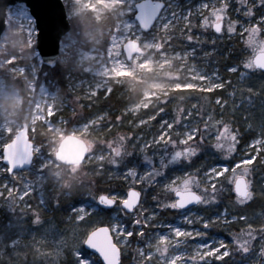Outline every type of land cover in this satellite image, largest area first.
<instances>
[{"label": "rangeland", "instance_id": "1", "mask_svg": "<svg viewBox=\"0 0 264 264\" xmlns=\"http://www.w3.org/2000/svg\"><path fill=\"white\" fill-rule=\"evenodd\" d=\"M64 2L71 29L62 39L58 61H73L71 72L80 69L79 73L68 75L67 92H62L51 81L41 80L43 62L36 48V22L25 3L8 9L7 27L0 42V70L4 69L0 71V147L4 149L27 123L29 137L34 143V158L43 155L45 164L42 173L33 164L13 173L7 170L4 161H0V215L4 217L10 212L11 216L17 208L19 213L29 209V215L25 212L0 227L2 263L19 264L11 260L9 256L12 255V259L21 260V264H76L74 251L79 250L94 264H104L99 255L86 249L81 241L94 227L119 222L132 232L126 241L114 236L121 264H192L191 257L197 245L219 247L216 241L220 240L230 246L221 249L229 254L223 260L209 256L200 264H264L261 252L264 240L254 235L250 245H246L249 251L244 252L230 231L236 221L232 217L236 215L217 199H210V195L217 197V192H211V184L237 198L233 180L213 179L210 184L206 177L211 168L225 164L229 169L239 165L242 172L245 165L240 161L247 160L246 179L250 182L252 198L254 195L264 197V174L256 175L255 179L249 175L256 159L264 163V145L252 143L260 138V126L264 123V72L257 74L256 67L247 68L242 63L244 58L226 65L229 54L221 49L226 40L236 36L247 41L246 29L260 23L264 6L259 0H167L171 15L165 22L171 21V24L169 29L153 35L147 31L138 32V25L125 31L126 0ZM223 3L228 7L222 30L216 33L211 24L204 26V17L209 16L213 6L219 8ZM250 7L252 12L247 14ZM86 17L95 23H88L81 31H73L72 22L84 21ZM229 22H238L235 32L228 30ZM261 29L260 35L264 32V24ZM188 35L193 39L188 40ZM128 40L138 41L142 49V53L132 59L127 58L124 50ZM26 45L35 46V49L24 55ZM262 49L263 45L259 47ZM215 54L223 56L222 61ZM22 58H28L30 64H19ZM234 67L236 71L231 70ZM4 74L21 75L28 94L24 96L19 88L8 83ZM201 75L206 81L200 79ZM211 84L217 86L212 88ZM117 86H126L123 92L138 89L139 97L132 101L127 97L121 109L109 105L91 109L117 90ZM177 91L180 93L176 95ZM216 92L220 95L214 96V105L207 108L204 102L208 104L210 94ZM177 96L180 101L187 102L188 108L176 104ZM66 107L72 116L61 114ZM87 111L90 113L86 114ZM229 119L237 126L236 132L243 128L249 133L248 139L237 140L231 156L225 155L226 148L212 147L203 151L201 147L206 141L213 145L217 142L219 133L214 122L219 121V128L223 130V124ZM70 134L87 142L89 155L83 163L67 166L56 157V152L63 138ZM161 136L165 140L160 141ZM188 147L198 150L191 153L190 158L185 154L180 160L169 163L172 153ZM199 154H203L201 162L196 160ZM145 155L153 160H146ZM161 156L168 166L155 175L153 163L159 168ZM33 163L38 166L37 161ZM63 166L69 170V178L65 180ZM132 167L137 169L135 177L128 172ZM145 173L150 174L151 183ZM98 175H102L104 183L113 184L106 185L102 191ZM186 176L199 179L194 181L197 188L208 185V193L202 192L209 200L207 204L199 203L185 209L168 204L176 197L165 185ZM76 180L87 189L81 202L71 208L63 222L53 217L39 223L28 221L39 213L38 207L29 203L34 193L44 208L45 186L65 189ZM30 182L32 191L26 195L19 196L12 191H26L24 185ZM116 183L119 185L114 188ZM131 187L141 192V202L133 212H127L122 203ZM103 194L116 198L113 208L99 203L98 197ZM80 208L86 210V215L78 213ZM77 213L84 215L82 222L75 219ZM217 217L219 222H215ZM198 218L213 223L204 224ZM243 219L245 224L252 220L264 223V211L243 216ZM145 220L147 223H143ZM176 228L193 235H179ZM161 237L167 242L160 241ZM12 240L18 242L13 246ZM8 248L14 250L7 253ZM179 254L181 257L171 263Z\"/></svg>", "mask_w": 264, "mask_h": 264}, {"label": "snow or ice", "instance_id": "2", "mask_svg": "<svg viewBox=\"0 0 264 264\" xmlns=\"http://www.w3.org/2000/svg\"><path fill=\"white\" fill-rule=\"evenodd\" d=\"M260 4L264 6V0H259ZM202 7H207V5H202ZM228 5L227 3H223L219 8L213 6L211 13L209 16L204 17V26L212 25L217 31L222 30V20L225 15V9H227ZM252 9L251 7L248 9L247 14H251ZM28 14V13H26ZM171 15L169 12V4L167 0H126V11H125V22H124V29L125 31L133 29L134 25H138L137 31L141 33H145L146 31L149 34H155L157 31L160 30H167L169 29V26L171 24V21L165 22L167 20V17ZM210 16H214V19H210ZM130 17V18H129ZM34 19V18H33ZM238 22H229L228 24V30L235 32V24ZM261 24H264V16L260 17V23L256 25H249L246 31L248 32L247 41L246 43L249 45V47L253 50H258L260 46L264 45V37L260 35ZM171 37H169V40ZM188 40H192L193 36L188 35ZM198 39V38H197ZM242 63H245L247 68H255L260 67L264 69V64H260L256 60V56L254 54L247 57ZM232 71H236V68L234 67L231 69ZM201 80L206 81V78L204 76H200ZM216 84H211L212 88H215ZM221 87L223 85H220ZM219 121H215L214 125L216 126V130L219 133L217 136V142L215 144V147L217 149H225L226 156H231V154L236 150V143L237 141V132L232 131L231 126L228 123L223 124V130H220L219 128ZM198 134V133H197ZM167 139H170L167 138ZM193 139V137H192ZM165 140L164 136L160 137V141ZM155 142V139H154ZM186 143L187 141H183ZM173 143H175L173 141ZM253 144H260L264 145V123L260 126V138L254 139L252 141ZM147 148V145H146ZM198 149L188 147L183 150L175 151L171 154V162H175L180 160L182 157L185 156V154L190 155L191 153L196 152ZM0 152L3 154H0V161H7V157L4 155V149L3 147H0ZM23 152L21 151L18 154V158H23ZM145 159L152 161L153 158L151 156L145 155ZM37 163H33V167H38V172H43V169L45 168L44 164V157L43 155H40L38 157L34 158ZM240 164L245 165L242 172L240 171L239 165H237V168L235 169H229L228 165L225 164L221 166L220 168H211L209 172L206 174L207 180L211 184V181L213 179H216L218 181H223L224 179H231L233 180L235 184V191L239 194L237 196V200L240 201L241 204H243L245 201L250 200L252 198L253 193L250 190V182L246 179V174L249 171L248 164L249 161L242 159L240 161ZM160 167H155V163H153L152 167V173L155 175H159L161 172V169L167 168V164L165 163V157L161 156L159 160ZM9 172L14 173V168L9 165L8 169ZM128 172L131 174L132 177L136 176L137 169L135 167L129 168ZM231 172V175L229 176L228 173ZM145 177H148V183L152 182L151 176L149 173L144 174ZM41 179H43V176H40ZM194 181L198 182L199 179L195 178L193 176H186V177H177L175 181H170L165 187L169 189L171 192L174 193L175 199L169 200L168 204H170L172 207H180L188 205L192 202L197 203H204L207 204L209 202L208 199H206V196L202 194L204 192L205 194L208 193L209 188L208 185H200L199 188L196 187L194 184ZM30 182L27 185H24V189L26 191H20L13 189L12 191H15L18 193V195H26L28 192L32 191V186ZM217 191V185L211 184V192ZM11 194V191H10ZM141 192L136 187H131L129 189V194L126 198H123V204L127 206V208L132 209L137 206V202L140 200ZM99 201L103 204L112 205L116 202L115 197H110L108 195H100L98 197ZM210 199L212 201H215L217 199L216 195H210ZM59 203V201H57ZM166 206V205H163ZM227 211V210H225ZM79 212H84L86 215V210L84 208H80L78 210ZM76 214L75 219L78 222H82L84 220V215ZM155 213H153V216ZM185 220H187L186 217H184ZM201 220V223L209 224L211 225L213 223L212 220L205 219V218H198ZM233 220H237L236 216L232 217ZM41 221V216L39 213L35 214V222L39 223ZM142 221H138V223H141ZM215 222H219V217L216 218ZM143 223H147V220L143 221ZM248 231L246 233L237 234L234 233L233 235L236 237V244L244 251L248 252L249 248L246 245H250L252 237L256 234V230L252 228L251 225H248ZM105 229L107 230V235H105ZM178 234L181 235H193L192 232L184 233L181 229L176 228L175 229ZM123 233V234H121ZM259 233L264 238V225L260 226ZM142 234V233H141ZM196 235H206V233H196ZM244 235L248 236V239L245 240L243 237ZM107 236H111L114 240V236H119L122 240L126 241L129 237L132 236L131 231H127L126 228L119 222L112 223V224H102L98 227H94L90 232L86 233V238L83 239L81 242L86 243L91 247V249L95 250L102 258L103 261H106L107 264H121V254L116 257H109L107 252ZM18 241L12 240L10 243L14 246ZM216 243L219 245V247H209L208 245H197V250L195 251V254L191 257L192 264H200V261L205 260V258L209 256H218L221 260L225 256H227L229 253L228 251H221V249H226L230 246L226 245L223 240L216 241ZM78 249V245L74 246ZM207 248L208 250H203ZM261 252L264 253V244H262ZM84 255L81 251L75 250L74 256L76 258V264H94V262H91L89 259L84 258Z\"/></svg>", "mask_w": 264, "mask_h": 264}, {"label": "trees", "instance_id": "3", "mask_svg": "<svg viewBox=\"0 0 264 264\" xmlns=\"http://www.w3.org/2000/svg\"><path fill=\"white\" fill-rule=\"evenodd\" d=\"M80 20V19H79ZM93 22L90 20L88 17L84 19V21L81 22H72L73 26V31H78V29L81 31L82 29H85L88 26V23L91 24ZM95 22H93L94 24ZM264 35L261 34L262 37ZM240 36H236L233 38H230L226 40L225 45H222L223 47L221 48L222 51H225V53L229 54L227 58L226 65H230L234 60H238L239 58H244L246 59L249 57L253 52L259 51L256 49H251L249 46H247L246 41H241ZM25 52L24 55L29 54L31 51L35 49V46L28 47L27 45L24 47ZM15 51V50H14ZM215 57L222 61L223 56H219L218 54H215ZM221 63V62H220ZM19 64L23 66H28L30 64V61L28 58H22L19 59ZM74 65L73 61H63L60 60L57 62L55 67H50L45 65L44 63L42 64L40 68V75H41V80L45 81H51L54 83V85H57V87L60 88L62 92L66 91L67 92V86H68V75H71L72 73H79L80 69H76L75 72H71V67ZM4 69H1L0 71L2 72ZM6 72V70L4 71ZM257 74L263 73L264 71H261L259 69L256 70ZM27 75V74H25ZM5 77H7L8 83L12 84L13 86L17 87L20 89L21 93L26 96L28 94V90L25 86V80L23 77L19 74H4ZM40 80V81H41ZM126 86H117V90H114L106 99L100 104H95L94 107L91 109H96L99 107H102L104 105H109L112 108L115 109H121L122 105L124 103V100L126 101V98L130 99L132 101L133 99H137L139 97V90H127L126 92H123L122 89H124ZM176 95L180 93V91L175 92ZM220 95V92L212 93L210 94L209 98V103L207 104V101L204 102V105L209 108L212 107L214 104L212 103L213 97ZM176 104H181L182 106L188 108L187 102H182L179 100V97L177 96L176 98ZM86 104H89L90 102L86 101ZM87 107H84L86 109ZM86 114H89L90 111L85 112ZM61 114L64 115H71L69 112V108L66 107ZM226 123H228L231 126V129L233 131L235 130V127H237L235 124L232 123L231 119L227 120ZM249 133L245 132L243 128H240V130H237V140L244 141L245 139H248ZM209 144V142L206 141V144H204L201 149L208 150L212 147H215V145ZM216 148V147H215ZM203 154H199L196 158L197 162L203 161ZM232 164V162H231ZM250 177L254 178L256 175L264 174V163H262V160L256 159L250 166ZM69 173V170L63 166V174H64V180L65 177L69 178L67 174ZM97 180L99 182L100 188L102 191L103 188H105L106 185L108 184H113V182L109 183H104L102 180V175L97 176ZM119 184H115L114 188H117ZM87 188H85L84 184H79L77 183V180L75 182H72L69 188L65 189H57L53 187L52 185H47L43 189V195H44V204L45 207H41L43 204L41 203V199L39 196H37V193H34L33 199L30 200V204L36 205L38 207V212L40 213L41 216V221L42 222L44 219H47V217H53L57 221L63 222V220L70 214L71 208L74 207L75 205L79 204L84 196V193ZM217 201L220 203H223L225 207H228L232 212L233 215H236L238 217V220L232 223V227L230 231L233 233L241 234V233H246L248 230L245 229L246 226L251 225L254 230H256V234L258 235L259 238H262V236L259 233V229L261 225H264L261 221L257 220H252L248 224H245V220L243 219V216H253L257 214L258 212H263L264 211V197H257L254 195V197L249 200L245 201L243 204L240 203V201H237V198L232 194L228 193L226 191H222L219 187L217 188ZM59 201V203H57ZM27 213L29 215V209L24 210L22 212H18V208L14 211V213L10 216L9 214L5 215L2 217L0 215V227L4 225L6 222L10 221L11 218H15L16 216L19 215H24V213ZM25 213V214H26ZM13 216V217H12ZM29 216H27L28 218ZM32 218V217H30ZM14 220V219H13ZM32 220L35 222V216H33L32 219L28 218V221ZM1 228H0V236H1ZM244 239H247L248 236L244 235ZM264 240V238H262ZM14 250V248H8L7 253H11ZM1 249H0V264L2 263L1 260ZM11 260H14V262H17L21 264V260L19 259H12V255L9 256Z\"/></svg>", "mask_w": 264, "mask_h": 264}, {"label": "water", "instance_id": "4", "mask_svg": "<svg viewBox=\"0 0 264 264\" xmlns=\"http://www.w3.org/2000/svg\"><path fill=\"white\" fill-rule=\"evenodd\" d=\"M17 3H25L35 19L37 27L36 48L40 54L42 62L47 66L55 67L60 58L62 39L71 29V23L68 18V11L64 0H0V42L7 27L8 9ZM223 23L224 22L222 21V27ZM213 29L216 33L220 32L214 27ZM124 50L128 59H132L136 54L142 53L139 42L135 40H128L124 45ZM255 56L258 63L264 64V45L262 50L255 53ZM256 68L264 71V69L260 67ZM21 151L24 154L23 158H18V154ZM4 155L8 159V162H4L8 166L11 165L15 169L14 171L28 168L33 164L34 143L29 137V126L27 123L23 124V127L17 132L13 140L4 147ZM88 155L89 147L87 142L82 138L71 134L63 138L56 152V157L62 164L67 166L83 163ZM234 192L239 195L235 191V184ZM140 202L141 197L137 202V206ZM99 203L106 208H113L116 202L112 205L103 204L100 201ZM197 204L199 203L192 202L178 208L185 209ZM122 206L127 212H133L136 208L129 209L123 203ZM105 235H107L106 229ZM84 246L86 249L98 254L86 243H84ZM106 246L110 258L120 255V249L111 236H107ZM99 257L104 264H107L106 261H103V258L100 255Z\"/></svg>", "mask_w": 264, "mask_h": 264}, {"label": "bare ground", "instance_id": "5", "mask_svg": "<svg viewBox=\"0 0 264 264\" xmlns=\"http://www.w3.org/2000/svg\"><path fill=\"white\" fill-rule=\"evenodd\" d=\"M110 51H112V49H111ZM32 127H33V126H32ZM179 235H180V234H179ZM159 240H160V241H163V242H167V240L164 239V237H161ZM180 245H181V244H180ZM181 255H182V254H179V255L175 256V257H174V261L171 262V263H174L178 257H181Z\"/></svg>", "mask_w": 264, "mask_h": 264}]
</instances>
